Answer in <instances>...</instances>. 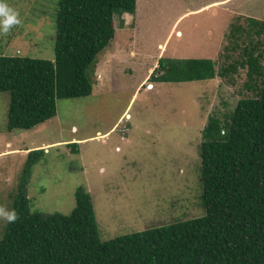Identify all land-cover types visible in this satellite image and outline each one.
Listing matches in <instances>:
<instances>
[{
    "label": "rangeland",
    "instance_id": "1",
    "mask_svg": "<svg viewBox=\"0 0 264 264\" xmlns=\"http://www.w3.org/2000/svg\"><path fill=\"white\" fill-rule=\"evenodd\" d=\"M45 1L6 0L21 23L0 34V54L55 58V13L41 9L58 0ZM214 1L137 0L135 14H116L93 93L58 99L57 115L32 129L8 131L10 93L0 92V208L10 209L29 152L43 148L27 184L33 207L68 214L84 188L103 240L203 215L201 132L210 115L223 118L253 95L248 68L237 63L247 58L245 36L233 32L251 17L264 20V0H216L212 8ZM162 57L238 68L208 80L158 82L152 77Z\"/></svg>",
    "mask_w": 264,
    "mask_h": 264
},
{
    "label": "trees",
    "instance_id": "2",
    "mask_svg": "<svg viewBox=\"0 0 264 264\" xmlns=\"http://www.w3.org/2000/svg\"><path fill=\"white\" fill-rule=\"evenodd\" d=\"M43 5L41 11L52 18L55 13V58L0 54V92L10 93L8 131L29 130L55 117L58 99L93 93L98 56L116 34L112 19L135 14L137 0ZM248 22L233 36H245L247 58L237 63L247 66L253 95L241 98L223 118L210 115L202 129L203 215L103 240L84 188L76 191L77 204L68 214L33 207L27 184L39 152L46 151L41 148L29 152L9 209L18 218L5 220L2 230L0 264H264V20ZM237 63L218 71L211 58L162 57L160 74L152 79L207 80L236 71Z\"/></svg>",
    "mask_w": 264,
    "mask_h": 264
},
{
    "label": "clouds",
    "instance_id": "3",
    "mask_svg": "<svg viewBox=\"0 0 264 264\" xmlns=\"http://www.w3.org/2000/svg\"><path fill=\"white\" fill-rule=\"evenodd\" d=\"M20 23L21 19L19 13L11 8L6 3V0H0V34L9 33L14 26ZM223 134H225L224 130L221 131V135ZM0 218L12 223L17 220L18 215L14 210L0 208Z\"/></svg>",
    "mask_w": 264,
    "mask_h": 264
},
{
    "label": "crops",
    "instance_id": "4",
    "mask_svg": "<svg viewBox=\"0 0 264 264\" xmlns=\"http://www.w3.org/2000/svg\"><path fill=\"white\" fill-rule=\"evenodd\" d=\"M216 2H217V1L215 0L214 2L211 3V4H213L212 8L214 7V4H216ZM208 4H209V3H208ZM208 4H207V5H208ZM217 9H219V8H217ZM182 16H185V15L183 14ZM182 16H180L179 19H181ZM77 142H81V141L78 140Z\"/></svg>",
    "mask_w": 264,
    "mask_h": 264
},
{
    "label": "bare ground",
    "instance_id": "5",
    "mask_svg": "<svg viewBox=\"0 0 264 264\" xmlns=\"http://www.w3.org/2000/svg\"><path fill=\"white\" fill-rule=\"evenodd\" d=\"M152 86V85H151Z\"/></svg>",
    "mask_w": 264,
    "mask_h": 264
}]
</instances>
